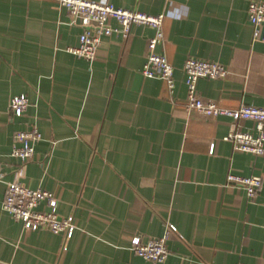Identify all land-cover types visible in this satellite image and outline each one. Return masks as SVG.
Segmentation results:
<instances>
[{
  "label": "crops",
  "instance_id": "1",
  "mask_svg": "<svg viewBox=\"0 0 264 264\" xmlns=\"http://www.w3.org/2000/svg\"><path fill=\"white\" fill-rule=\"evenodd\" d=\"M107 1L163 14L156 51L173 67L171 91L141 74L150 28L104 37L89 62L66 50L82 27L57 0H0V264H264V154L234 151L227 117L184 109L188 58L227 71L196 81L204 101L264 106V42L252 37L250 0ZM20 94L28 104L13 117L9 100ZM31 127L41 139L20 164L10 157L13 136ZM229 173L259 176L262 185L248 198L227 185ZM12 181L49 191L56 213L74 217L71 238L23 232L2 209ZM168 224L176 232L163 262L131 251L132 237L158 238Z\"/></svg>",
  "mask_w": 264,
  "mask_h": 264
},
{
  "label": "built area",
  "instance_id": "2",
  "mask_svg": "<svg viewBox=\"0 0 264 264\" xmlns=\"http://www.w3.org/2000/svg\"><path fill=\"white\" fill-rule=\"evenodd\" d=\"M71 18V23L78 21L82 32L78 43L68 46L66 50L87 61L96 58L97 51L104 37L117 35L126 39L133 26L142 25L150 28L153 35L147 39L146 54L141 74L146 78L163 80L168 91L173 88V67L163 53L156 48L163 44L162 13L151 15L137 10L115 7L107 0H57ZM247 18L252 26V37L264 42V1L250 0L247 7ZM112 23H115L114 27ZM223 65L217 62L188 58L183 64V79L186 86L185 111H196L204 118L227 117L230 129L226 140L236 152L249 153L257 156L264 154V106L240 104L229 108L211 101H204L196 91L199 78L218 79L226 75ZM28 104L24 94L15 95L9 100V112L13 117L23 115ZM239 120L251 121V131H245L237 124ZM41 139L36 127L17 131L13 136L10 157L24 164L33 157L34 145ZM213 146H210L212 151ZM2 162L0 160V178ZM227 185L241 188L248 198H253L262 185L259 176H239L227 174ZM57 200L44 189H30L18 181L6 183L2 209L13 219L21 222L22 231L47 229L51 233L61 234L70 239L76 229L73 215L60 217L56 213ZM41 207V208H40ZM44 207V208H43ZM176 232L174 225L168 224L162 236L142 242L140 237L130 239L131 251L146 261L161 263L169 256L166 241ZM244 264V263H236Z\"/></svg>",
  "mask_w": 264,
  "mask_h": 264
}]
</instances>
